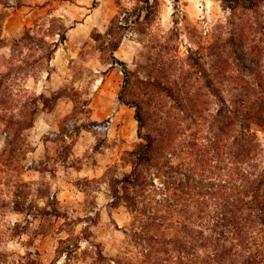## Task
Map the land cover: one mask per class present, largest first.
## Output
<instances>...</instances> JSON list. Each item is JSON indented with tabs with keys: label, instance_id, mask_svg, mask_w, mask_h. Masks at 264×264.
Listing matches in <instances>:
<instances>
[{
	"label": "clouds",
	"instance_id": "9594fccd",
	"mask_svg": "<svg viewBox=\"0 0 264 264\" xmlns=\"http://www.w3.org/2000/svg\"><path fill=\"white\" fill-rule=\"evenodd\" d=\"M17 3L0 264H264V0Z\"/></svg>",
	"mask_w": 264,
	"mask_h": 264
},
{
	"label": "rangeland",
	"instance_id": "374dc122",
	"mask_svg": "<svg viewBox=\"0 0 264 264\" xmlns=\"http://www.w3.org/2000/svg\"><path fill=\"white\" fill-rule=\"evenodd\" d=\"M6 3H8L9 5L16 4V6L19 7L17 0H6ZM41 7H44V5H42ZM13 23L16 26L20 27L22 31H25V34L27 33L26 30L32 27V24L29 21L24 20L22 18V16H20V15L15 16ZM208 46L212 47L211 43H209ZM108 83H109V90L112 91L113 94H118L122 88L123 83H124V78L119 76L116 73H113V75L109 78ZM102 115H103V113H102ZM132 116L134 117L135 113H133ZM15 195L24 196L25 193H24L23 189H18L17 192L15 193ZM16 207H17V209L21 208V205L19 202H17Z\"/></svg>",
	"mask_w": 264,
	"mask_h": 264
},
{
	"label": "trees",
	"instance_id": "16d2710c",
	"mask_svg": "<svg viewBox=\"0 0 264 264\" xmlns=\"http://www.w3.org/2000/svg\"><path fill=\"white\" fill-rule=\"evenodd\" d=\"M25 35H27V33ZM261 112H264V106H261L260 109L249 118H254L258 121L264 122V116L260 114Z\"/></svg>",
	"mask_w": 264,
	"mask_h": 264
}]
</instances>
